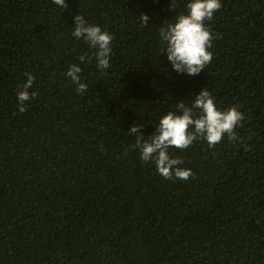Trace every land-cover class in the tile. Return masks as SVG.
I'll return each mask as SVG.
<instances>
[{
    "label": "trees",
    "instance_id": "1",
    "mask_svg": "<svg viewBox=\"0 0 264 264\" xmlns=\"http://www.w3.org/2000/svg\"><path fill=\"white\" fill-rule=\"evenodd\" d=\"M66 3L0 0V264H264V0H221L196 76L159 56L187 0ZM76 14L113 35L107 70L72 36ZM26 72L37 95L21 113ZM203 88L220 110L239 105L237 139L170 149L192 176L164 178L127 130L151 134Z\"/></svg>",
    "mask_w": 264,
    "mask_h": 264
},
{
    "label": "clouds",
    "instance_id": "2",
    "mask_svg": "<svg viewBox=\"0 0 264 264\" xmlns=\"http://www.w3.org/2000/svg\"><path fill=\"white\" fill-rule=\"evenodd\" d=\"M53 3L61 8L68 6L66 0H53ZM220 8L221 0H187L185 12L161 29L159 56L163 55L170 65V69L165 65L166 71L196 76L205 69L213 58L210 49L214 39L205 21H210ZM138 20L147 24L149 17L142 13ZM72 29V36L83 40L93 50L96 68L107 70L112 58L113 35L79 14L74 16ZM84 59L85 56L80 57L81 62ZM81 72L78 64H72L66 76L71 78L76 91L82 94L88 85L82 82ZM24 75L27 79L16 91L17 107L21 113L26 111V102L37 95L36 91H30L35 76L28 72ZM185 100L188 102L185 103ZM174 109L159 118L151 134L146 135L144 127L135 123L127 133L135 138L134 147L143 163L154 165L157 173L164 178L187 180L192 176V170L182 167V159L173 157L169 150L186 149L197 139L206 141L210 147L225 136L234 141L237 139L235 128L243 120V113L239 105L220 110L214 96L205 88L177 101Z\"/></svg>",
    "mask_w": 264,
    "mask_h": 264
}]
</instances>
